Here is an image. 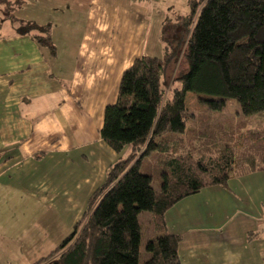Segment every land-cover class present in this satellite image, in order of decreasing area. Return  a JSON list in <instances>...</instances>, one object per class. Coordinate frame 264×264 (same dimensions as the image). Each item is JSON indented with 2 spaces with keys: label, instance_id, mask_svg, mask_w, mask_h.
<instances>
[{
  "label": "crops",
  "instance_id": "0c3cea01",
  "mask_svg": "<svg viewBox=\"0 0 264 264\" xmlns=\"http://www.w3.org/2000/svg\"><path fill=\"white\" fill-rule=\"evenodd\" d=\"M142 2L100 7L88 33L68 20L66 31L52 24L54 56L0 23V264H33L52 253L87 214L91 184L102 185L129 154V147L114 152L99 131L120 73L137 58L164 54L168 8ZM43 14L38 26L50 21ZM119 33L124 53L114 43ZM163 219L165 232L180 239V264H264V165L180 200ZM153 231L147 242L158 236Z\"/></svg>",
  "mask_w": 264,
  "mask_h": 264
},
{
  "label": "trees",
  "instance_id": "16d2710c",
  "mask_svg": "<svg viewBox=\"0 0 264 264\" xmlns=\"http://www.w3.org/2000/svg\"><path fill=\"white\" fill-rule=\"evenodd\" d=\"M4 1L13 7L0 10V23L8 21L16 34L29 36L54 56L48 27L13 17L20 1ZM188 1L189 13L181 23L162 29L163 56L135 59L121 74L116 102L104 109L100 139L116 153L129 147V154L109 167L71 234L33 264H180V239L165 232L164 214L203 188L224 185L232 175V160L221 156L203 164L173 156L157 192L151 176L139 171L141 158L152 151L166 153L164 137L185 132L191 118L186 93L206 98L212 111H221L226 100L237 102L245 116L264 111V0ZM179 58L183 68L166 84ZM167 86L171 89L165 91ZM260 134L248 130L245 139ZM142 212L150 214L158 236L147 242L149 258L140 263Z\"/></svg>",
  "mask_w": 264,
  "mask_h": 264
},
{
  "label": "rangeland",
  "instance_id": "374dc122",
  "mask_svg": "<svg viewBox=\"0 0 264 264\" xmlns=\"http://www.w3.org/2000/svg\"><path fill=\"white\" fill-rule=\"evenodd\" d=\"M2 1L3 2H0V10L2 12L12 9L13 5L11 3L9 4L4 0ZM19 1L20 6L14 10L13 17L37 25L36 20H39L40 17L46 20L43 14V11L46 10L48 13L47 18H49L50 21L47 23L46 21L40 22L45 23L41 26H47L48 33L51 34L53 31L52 24L54 28L57 25L60 26V31L63 29L66 31L67 27H65V25L67 24V20L68 23L72 24L73 30L76 27L74 25L78 24L79 28H83V31L88 33V31H91L90 24L92 23V19L97 11L100 10V7H102L104 11H107L109 8L108 3L110 4V8H112L115 5H122L127 0ZM142 1V3H145L150 8L151 5L157 6L155 3L151 2L152 0ZM140 2L141 1H137L136 4ZM159 4L168 8L165 17L170 20L165 22L164 26L168 23L169 28L177 27L178 24L181 23V20L187 16L182 9L189 11L188 0H161ZM81 16H83V21L79 18ZM124 41H127V38L120 33L114 40V43H117V47H123L121 53H124V50L128 46V44H122ZM57 49L61 51L62 47H57ZM182 62L183 61L180 59L177 62L179 66H177V64L175 66H170L169 69L171 71L169 75L166 72V84H168L173 76L179 74L180 69L183 68ZM116 70L117 68H114L110 75L114 76L116 73L118 74L119 71L117 70L116 72ZM169 89H171L169 86L165 87V91ZM185 96V108L187 113L191 116L186 123L185 132L183 134H167L164 139L167 138L168 140L167 144L169 151L164 154L152 151L140 160L139 171L143 175L151 176V186L155 191H160L162 183L161 173L167 170L165 164L170 161L173 156L183 158L189 156L191 161L197 162L201 160L203 164L211 159L228 156L230 160H232L231 174H238L247 170L251 171L255 165L256 167L258 165H264V111L245 116L242 114L240 105L234 100H226L225 106L221 111H212L207 108V105L203 102L206 98L193 93H186ZM248 130L261 131V134L260 136L254 135L252 140L248 138L245 139ZM127 154L128 152L123 158H125ZM99 185L95 186L91 184V186H94L96 189L101 186ZM85 189L86 190L81 191L83 196H86L88 187H85ZM149 215L150 214L147 212H142L138 215V224L142 232L139 260H143L145 255H147L145 247L148 234L154 232ZM52 236H54V234H52Z\"/></svg>",
  "mask_w": 264,
  "mask_h": 264
}]
</instances>
